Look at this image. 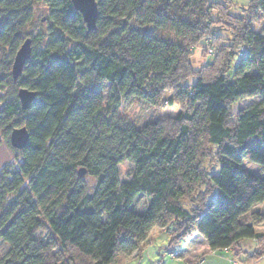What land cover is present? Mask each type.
I'll use <instances>...</instances> for the list:
<instances>
[{"label":"trees","instance_id":"trees-1","mask_svg":"<svg viewBox=\"0 0 264 264\" xmlns=\"http://www.w3.org/2000/svg\"><path fill=\"white\" fill-rule=\"evenodd\" d=\"M96 1L89 31L72 0H0V130L30 135L20 165L0 173V264H119L139 256L154 229L169 236L168 259L199 233L210 254L258 263L264 232L244 218L264 203V0L240 10L235 0ZM36 2L49 9L48 29L32 36ZM28 36L32 53L14 80ZM210 45L215 54L195 69L194 49ZM21 88L37 93L28 109ZM130 97L183 111L123 124L111 110ZM79 170L96 179L92 189ZM244 239L257 242L253 253Z\"/></svg>","mask_w":264,"mask_h":264},{"label":"rangeland","instance_id":"rangeland-1","mask_svg":"<svg viewBox=\"0 0 264 264\" xmlns=\"http://www.w3.org/2000/svg\"><path fill=\"white\" fill-rule=\"evenodd\" d=\"M217 1V0H216ZM221 2H225L227 0H218ZM238 2L237 9H243L246 7L248 0H235ZM213 18H216V15L211 13ZM48 15L49 9L48 7L42 2H36L34 5V19L31 24L28 26L27 32L32 36H37L38 34H46L48 29ZM262 22L264 24V17L262 18ZM146 31H154V26L149 25L143 27ZM217 32L222 34H227L223 31V29H217ZM157 35L164 37L166 39H171L173 41H180L176 38V35L173 33H169L162 30H157ZM28 38H32L28 36ZM185 42V41H184ZM183 42V43H184ZM201 45H205V42H202ZM205 55V56H204ZM207 54H202V49L200 47H196L194 49V56L192 58L193 67L195 69H200L204 64H207L210 58H206ZM234 66V65H233ZM196 78H191V82L195 81ZM97 89H100L104 94L105 98L108 94V84L103 83L101 86H96ZM6 90L0 91V98L5 95ZM258 98L247 99L243 102L233 105L234 112L238 111L239 109L245 108L256 102ZM1 107V105H0ZM111 110L114 111L117 119L122 122L123 124H130L141 127L142 125L146 124L149 121H157V120H171L178 116L182 111L183 108L180 105H162L160 107H152L141 101L137 98H127L120 101L118 105H114ZM251 145L255 147L257 145L256 142L252 141ZM22 162V154L19 150L15 149L10 142V134L3 132L0 130V173L4 169H13L17 168L20 163ZM211 162L208 163V165ZM213 166V167H212ZM212 173H217L219 169L218 162H215L211 165ZM120 178L121 181L126 180L128 176V172L130 171L131 164L129 162H124L120 165ZM80 171V170H79ZM88 186L92 189L95 185L96 179L88 174L84 175ZM261 205H257L255 208L251 209L250 213L246 215L244 219L251 221H260V224L256 226V230H260L264 232V203H260ZM142 205L139 204L138 208ZM39 235L43 237L45 232H40ZM242 247L250 252L254 251L257 247V243L253 239H244L242 242ZM7 249V245L3 242L0 243V256L4 253ZM143 258L141 264H153L155 259V255L152 256L147 255V253L143 252ZM131 257V256H130ZM176 259V258H175ZM169 259V260H175ZM257 264H264V258Z\"/></svg>","mask_w":264,"mask_h":264},{"label":"crops","instance_id":"crops-1","mask_svg":"<svg viewBox=\"0 0 264 264\" xmlns=\"http://www.w3.org/2000/svg\"><path fill=\"white\" fill-rule=\"evenodd\" d=\"M257 205H261V204H257ZM257 205L253 206L251 209L255 208ZM256 226L254 227L256 232H263L260 230H256L257 228ZM168 242H169L168 234H166L162 230L154 229L149 235L148 243L146 246L144 245L140 255L137 257H134L133 255L125 259L124 261L120 262L119 264H141L143 258L142 254L144 251L149 256H152L153 254L155 255L154 258L156 259L153 264H159V262L161 261L165 264H192L202 254L207 255L206 260L203 264H243L242 260H244L245 258L244 256H242L239 259H235L231 251L222 252L216 255L210 254L209 253L210 247L206 239L199 233H195L192 237L188 239V241L184 245L182 254L179 257H177L175 260H169L166 257V250H165V247L168 245ZM250 253H253V251Z\"/></svg>","mask_w":264,"mask_h":264},{"label":"water","instance_id":"water-1","mask_svg":"<svg viewBox=\"0 0 264 264\" xmlns=\"http://www.w3.org/2000/svg\"><path fill=\"white\" fill-rule=\"evenodd\" d=\"M74 8L79 11L87 25L88 30H95L98 20V3L96 0H72ZM32 53V39L28 38L24 41L18 50L13 67L12 73L14 80H17L23 72V68ZM37 93L27 88H21L18 92L19 99L23 109H28ZM30 135L28 129L24 127L15 128L11 132L10 142L11 145L17 150H23L29 143ZM85 174V171H80Z\"/></svg>","mask_w":264,"mask_h":264},{"label":"built area","instance_id":"built-area-1","mask_svg":"<svg viewBox=\"0 0 264 264\" xmlns=\"http://www.w3.org/2000/svg\"><path fill=\"white\" fill-rule=\"evenodd\" d=\"M259 27V29L261 28H263V26L262 25H259L258 26ZM215 54V51H214V48L212 47V45H210L208 48H207V55L208 56H213ZM249 54V50H248V48L246 47V46H242L241 48H240V56H246V55H248ZM186 244V243H185ZM185 244H182V245H179V246H177L173 251H170V253L168 254V257L170 258V259H175V258H177V257H179L181 254H182V252H183V249H184V245ZM204 260H205V255H201L199 258H197V260L194 262V263H192V264H202L203 262H204Z\"/></svg>","mask_w":264,"mask_h":264}]
</instances>
